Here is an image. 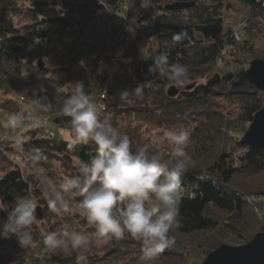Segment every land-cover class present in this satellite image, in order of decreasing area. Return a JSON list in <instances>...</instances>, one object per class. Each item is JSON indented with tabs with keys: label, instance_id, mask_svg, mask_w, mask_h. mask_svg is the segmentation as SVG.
I'll list each match as a JSON object with an SVG mask.
<instances>
[{
	"label": "trees",
	"instance_id": "trees-1",
	"mask_svg": "<svg viewBox=\"0 0 264 264\" xmlns=\"http://www.w3.org/2000/svg\"><path fill=\"white\" fill-rule=\"evenodd\" d=\"M22 1L0 0L3 6L0 10L9 11ZM177 1L192 5L173 11L166 9L168 3ZM28 2L29 8L23 14L29 23L23 26L22 33L13 32L12 24L8 29H4L5 25L0 27V67L10 76L9 80L21 78L25 96L47 95L55 105L54 111L46 114L52 116L53 125L70 126L69 118L60 111L63 99L71 94L66 91L70 90L67 84L82 81L96 102L113 87L123 91L151 81L154 87L145 88L144 99L133 102L129 109L133 113L128 111V114L158 126H193L194 143L189 153L194 165L182 178V227L170 234L176 238L219 231L222 236L233 233L249 243L264 231V222L257 214L259 203L250 200L249 192L234 187L240 178L264 174V149L248 148L239 142L237 147L243 154L235 157L228 151L229 145L222 144L221 137L223 126L229 129L251 126L254 116L264 108V92L247 82V68L211 75L214 67L220 61L225 64L236 48L254 52L255 41L264 37V0H152V6L147 9L141 7V0ZM233 3L244 5L250 11L239 16V28L225 33L222 13L233 10ZM129 27L136 31L134 35L127 31ZM181 31L187 33V38L174 44L173 34ZM144 37L155 45L148 48L147 57L142 59ZM55 49L60 51L58 66L53 70L38 68V63L49 59ZM160 52H167L170 63L187 65L192 81L209 76L207 82L170 98L167 91L173 85L158 73L148 71L153 57ZM59 85H64L65 90L56 93ZM41 86L46 93L39 92ZM219 99L238 104L239 110L225 116L217 104ZM21 134L26 137L23 145L26 152L41 148L54 166L59 163L68 174L77 171L76 157L87 160L95 154L91 147L84 145H78L76 152H69L68 141L54 135L37 137L34 131ZM207 161L209 164L205 165ZM54 166L50 165L52 169ZM29 191L30 183L21 168L15 164L6 167V175L0 178V203L11 205L17 195ZM212 212L229 216L221 222ZM0 217L6 218V213L0 212ZM133 243L140 246L138 241ZM221 245V240L205 245L201 252L205 260ZM170 254V249H166L159 258H169ZM41 258L45 264H74L75 259L74 255L62 254ZM14 262L20 264L13 255L0 253V264Z\"/></svg>",
	"mask_w": 264,
	"mask_h": 264
},
{
	"label": "clouds",
	"instance_id": "clouds-1",
	"mask_svg": "<svg viewBox=\"0 0 264 264\" xmlns=\"http://www.w3.org/2000/svg\"><path fill=\"white\" fill-rule=\"evenodd\" d=\"M150 6L152 0H141L142 8ZM127 31L134 35L132 27ZM186 38V32H177L172 42L180 44ZM141 53L144 59V48ZM148 71L165 77L179 89L190 83L188 66L170 63L167 52L155 55ZM67 85L71 94L63 99L60 107L62 114L69 118L71 129L67 149L76 152L78 145H84L91 147L95 154L87 160L76 157V173L63 174L52 172L50 165L54 163L41 148L29 149L25 157L27 174L40 188L48 210L66 219L44 234L42 240H37L34 226L40 223L37 209L41 205L29 191L17 195L11 205L0 203V212L6 213V218L0 217V239L14 237L24 251L25 264L29 253L37 252L42 257L74 255V264H90L93 246L131 238L140 244L142 264H153L161 253L175 245V237L170 233L182 227V178L194 165L188 151L191 127L181 125L162 130L159 139L170 151H164L161 146L152 150L147 143L136 145L113 123L111 113L102 112L104 105L90 98L82 81ZM151 87L154 86L148 81L123 90L119 101L143 100L145 88ZM64 90V85L56 87V93ZM39 92L46 93V89L41 86ZM29 100L27 106L9 112L5 118L13 147L20 152H24L26 139L21 134L23 128L41 129L47 123L46 114L52 113L55 107L46 94L34 93ZM81 219L94 231L80 229Z\"/></svg>",
	"mask_w": 264,
	"mask_h": 264
},
{
	"label": "rangeland",
	"instance_id": "rangeland-1",
	"mask_svg": "<svg viewBox=\"0 0 264 264\" xmlns=\"http://www.w3.org/2000/svg\"><path fill=\"white\" fill-rule=\"evenodd\" d=\"M177 3L184 2L177 1L168 3V5H174ZM1 4L2 2H0V7H3ZM29 5L30 4L28 0H24L22 2H18L16 6H12L9 11L5 9L0 10V27L2 25H5L4 29H8L9 25L12 24L11 29L13 30V32L18 31L19 33H22L23 26L29 23V20H27L23 14L26 11L25 9L29 8ZM100 7L105 8L104 6ZM249 11L250 8L239 3H233V10L224 11L222 13V19L224 23L225 33H230L234 29L239 28V16L247 14ZM111 12L117 13L116 10H112ZM5 16L7 17V19L4 18ZM135 33L136 31L134 32V34ZM248 39L249 38L247 37L242 41L244 42ZM149 41V38L146 37L143 45L144 59L148 55V48L155 45V43H151ZM247 50L248 49L243 51L240 48H236L233 51V55L229 57V60H227L225 64L214 67V72H212L211 75L213 73L224 74L225 72L235 71L237 69L247 68V70H249L253 61L257 59H264V37L255 41L254 52L249 53V51ZM59 53L60 51L58 49L51 51L49 59L43 60L44 67L48 70H53L55 67H57L59 64V62H57L59 61L60 57ZM37 66L38 68L40 67L39 63ZM4 72L5 71H3L0 67V178L6 175V167H8L9 165L13 166L15 164L21 168L24 177L30 183L32 194L37 197L41 205V207L37 209V215L39 218V214H41L43 218L39 219L40 223L34 226V236L37 240H42L44 234H46L50 230H54L66 218L59 217L55 213H52L48 210L46 201H44L41 195L40 188L25 170V157L27 152L25 151V149L24 152H20L17 148L13 147L10 130L5 127L6 115L9 112L19 110L22 106H27L30 103L29 98H31L32 96L29 97L23 94V91L21 90V78H17V80H9L10 76H8L7 73ZM23 78L26 79L27 75H24ZM208 78L209 76L206 78H200L197 81H192V78H190V83L187 87L191 88H187V90L186 87L183 89H179L176 87L179 90L178 94L180 95L184 91H193V89L199 84L206 83ZM2 79L4 81H2ZM13 81L17 82L15 83ZM172 87H169V89H171ZM66 91L70 92L69 89H66ZM120 92V89L113 87L112 90L105 93L107 99L104 101V103L105 105H107V110L103 113H111L113 123L120 126L121 130L126 132L132 138L134 144L143 145L147 143L151 146L152 150H157L158 146H161L164 151H170L169 146H167L166 144H162L159 137L162 135V130L174 126L179 127L181 125L158 126L154 123H148L143 118H138L134 114L129 115L128 111L131 110L130 107H132V103L119 101ZM98 97L99 95L96 96L95 99ZM100 99L96 102L101 101ZM217 101V104L220 105L219 109L222 110L225 116H230V114L236 113L239 110L238 104H231L227 101H224L223 99H219ZM51 117L52 116H46L47 123L41 129H31L25 126L22 130V133L34 131L37 137H49L51 135H54L55 137H59L60 139L69 142V138L71 136L70 126L56 127L55 125H53ZM186 126H190L191 128L193 127L191 125ZM249 128V125H238L237 127H235V129H229V127L224 126L222 128L224 133L221 135V137L222 142L224 143H221L228 144V151H232L235 157L243 154V151L237 147V143L241 142ZM224 138L226 142L224 141ZM193 143L194 141L191 139L188 151ZM4 157L6 158L4 159ZM206 164H209V162L207 161L205 165ZM52 172L68 174V172H66L64 168L62 169L59 167V163H56V165L52 169ZM234 187H241L240 189L245 193L249 192L250 195H252L250 200L259 203L257 207L259 209L262 208V206L264 205V174L249 178H240L236 181ZM212 215L221 222H224L229 216L226 213L220 212H212ZM78 226L80 229L86 232L94 231V229L88 226L82 219L79 221ZM220 233L221 232L219 231H209L188 237H176L175 245L170 248L171 254L169 255V258L163 257L161 259L158 257L153 262V264H203L205 262V255L201 252L204 251L205 245L209 243H215L216 241L221 240L222 245L226 244L233 247H239L247 244L244 239L233 233H227L223 236ZM0 253L13 255L18 263L25 264L24 251L19 247V244L14 237L8 240L0 239ZM89 256L90 264H142V262L140 261V246L134 244L131 238H126L124 240L113 239L107 243L102 244L99 247L93 246L90 249ZM27 259L28 264H45L38 252L29 253Z\"/></svg>",
	"mask_w": 264,
	"mask_h": 264
},
{
	"label": "water",
	"instance_id": "water-1",
	"mask_svg": "<svg viewBox=\"0 0 264 264\" xmlns=\"http://www.w3.org/2000/svg\"><path fill=\"white\" fill-rule=\"evenodd\" d=\"M191 5L177 3L167 6L166 9L173 11L188 8ZM39 66L40 69L44 68L42 61ZM245 76L250 85L258 91L264 92V61L262 59L253 61ZM178 93L179 90L176 87H172L167 92L170 98H175ZM241 144L248 148L264 149V108L254 116ZM42 218V215L39 214V219ZM203 264H264V232L257 234L252 241L243 246L221 245L208 256Z\"/></svg>",
	"mask_w": 264,
	"mask_h": 264
},
{
	"label": "built area",
	"instance_id": "built-area-1",
	"mask_svg": "<svg viewBox=\"0 0 264 264\" xmlns=\"http://www.w3.org/2000/svg\"><path fill=\"white\" fill-rule=\"evenodd\" d=\"M219 65H223V62L222 61H220L219 62ZM107 99V96L106 95H103L102 97H101V101H99V102H96V103H98V104H103L104 105V108L102 109V111H105L106 110V107H107V105H105V103H104V101ZM257 214L259 215V217L261 218V220L264 222V205L262 206V208L261 209H258L257 210Z\"/></svg>",
	"mask_w": 264,
	"mask_h": 264
}]
</instances>
